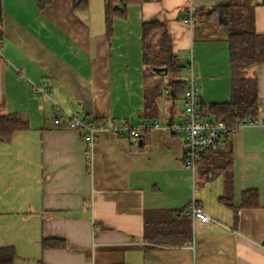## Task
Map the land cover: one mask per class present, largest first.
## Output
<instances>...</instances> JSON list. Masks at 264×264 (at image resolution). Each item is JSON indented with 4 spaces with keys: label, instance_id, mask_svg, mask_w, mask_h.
<instances>
[{
    "label": "crops",
    "instance_id": "crops-1",
    "mask_svg": "<svg viewBox=\"0 0 264 264\" xmlns=\"http://www.w3.org/2000/svg\"><path fill=\"white\" fill-rule=\"evenodd\" d=\"M243 4L253 7L255 30L264 34V0H140L128 5L126 17H114L112 32L105 0H88L79 10L72 0H53L43 10L37 0H2L0 116H19L28 126L0 140V246L15 248L14 264H264V64L248 70L259 124L240 127L219 149L231 161V208L219 202L222 187L208 193L207 159L195 175L185 166L186 134L154 129L139 145L101 129L91 144L52 122L59 107L106 124L135 127L161 115L182 122L184 90L173 100L168 84L186 82L191 61L200 104L228 102L229 32L211 13ZM154 21L166 23L187 77L147 70L142 25ZM34 85L52 98L35 94ZM158 85L162 95L148 109L146 89ZM245 191L257 193L255 205H244ZM194 198L214 221L191 217ZM163 212L176 224L189 219L188 243L152 239ZM45 239L64 244L44 248Z\"/></svg>",
    "mask_w": 264,
    "mask_h": 264
},
{
    "label": "trees",
    "instance_id": "trees-1",
    "mask_svg": "<svg viewBox=\"0 0 264 264\" xmlns=\"http://www.w3.org/2000/svg\"><path fill=\"white\" fill-rule=\"evenodd\" d=\"M39 9L43 10L52 3L53 0H37ZM140 0H105V19L109 32H112L114 17H126L127 7L131 3ZM75 10L86 9L88 0H72ZM219 17V23L228 28L229 32V56L233 75V86L230 100L226 103L201 105L202 112L206 116H213L215 120L235 124L237 122H248L257 120L260 110L257 94L256 79L248 73L250 68L264 64V34H259L255 30V16L253 7L248 4L224 5L214 8L211 15ZM3 43L2 30V0H0V47ZM142 52L143 61L152 75L154 67H166L168 73L176 74L182 67L174 55L173 45L168 35L167 25L164 22H146L142 25ZM171 89V98L177 92L185 90L186 82L181 79L170 80L168 84ZM184 92V91H183ZM162 95L160 85L146 89V103L148 109L157 106V100ZM92 124L106 123L104 120H89ZM115 123V122H112ZM28 126L16 115L0 116V140L9 142L15 133L27 129ZM231 136H225L223 141L227 142ZM229 158L228 152H213L205 155L204 160L217 170H224V167H216L218 158ZM231 161L227 163L230 170ZM206 175L211 173L205 167ZM230 173V172H229ZM213 174V172L211 173ZM233 184L231 175L228 178V193L220 197L219 202L227 207H233ZM257 193L255 191H245L243 193L244 205H255ZM162 218L166 219L163 224L160 222L155 231L151 233L152 239L158 243L171 245H184L191 240V226L189 219L183 223L172 222L163 212ZM151 238V237H150ZM146 239H148L146 235ZM59 240L45 239L44 248L63 246ZM17 258L16 250L13 246H0V264H14Z\"/></svg>",
    "mask_w": 264,
    "mask_h": 264
},
{
    "label": "built area",
    "instance_id": "built-area-1",
    "mask_svg": "<svg viewBox=\"0 0 264 264\" xmlns=\"http://www.w3.org/2000/svg\"><path fill=\"white\" fill-rule=\"evenodd\" d=\"M188 21L190 24L195 23L196 17L193 11L189 12ZM188 69L190 70V75L183 92L185 112L182 122H171L168 116L161 115L155 121L141 122L135 127H131L125 122H111L109 124L101 122L96 125L80 117L78 114L70 113L60 107L55 110L52 116V122L55 126H65L81 132L84 139L91 144L95 142L97 131L101 129H108L120 137L128 136L135 141H138L142 134L159 128H163L178 136L186 134L184 142V164L195 175L205 155L219 151L225 136H232L242 126L257 125L259 121L257 119L231 124L206 116L202 112L199 102L198 80L194 72L193 61L189 63ZM33 90L39 96L52 98L51 93L43 86L34 85ZM189 214L194 220H200L205 224L214 221L204 213L195 198L189 205Z\"/></svg>",
    "mask_w": 264,
    "mask_h": 264
},
{
    "label": "rangeland",
    "instance_id": "rangeland-1",
    "mask_svg": "<svg viewBox=\"0 0 264 264\" xmlns=\"http://www.w3.org/2000/svg\"><path fill=\"white\" fill-rule=\"evenodd\" d=\"M181 63L182 64H180V65H181L182 69L179 72H177L176 74L170 73V75L173 74L176 77L180 76L183 78L187 77V72L185 71L184 64H183V62H181ZM188 78H189V76H188ZM228 162H229V158H223V157L218 158L216 167H221V168L224 167V170H217L216 168H214L209 163H206V165H205L206 169L211 170L213 172V175H214V178H210L211 173H212L211 172L208 175L209 178L205 179L206 182L204 184H206L207 188H210L211 186H215V185H216V188H218V186H219V188L221 189V187H222L223 188L222 193L224 195H227V193H228V178L230 175V173L228 171V167H227ZM210 184H213V185H210ZM210 192H213V190L211 188L208 189V193H210ZM210 196L212 197L213 194H211Z\"/></svg>",
    "mask_w": 264,
    "mask_h": 264
},
{
    "label": "water",
    "instance_id": "water-1",
    "mask_svg": "<svg viewBox=\"0 0 264 264\" xmlns=\"http://www.w3.org/2000/svg\"><path fill=\"white\" fill-rule=\"evenodd\" d=\"M153 71L161 76H166L168 74V68L166 67H154ZM142 140H139V145H142Z\"/></svg>",
    "mask_w": 264,
    "mask_h": 264
}]
</instances>
